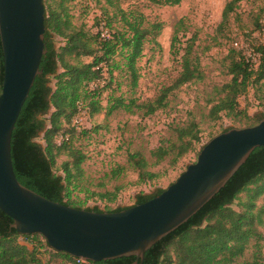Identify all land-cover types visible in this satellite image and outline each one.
<instances>
[{
  "label": "trees",
  "instance_id": "16d2710c",
  "mask_svg": "<svg viewBox=\"0 0 264 264\" xmlns=\"http://www.w3.org/2000/svg\"><path fill=\"white\" fill-rule=\"evenodd\" d=\"M70 0H44L46 16V54L41 63L43 74L38 76L27 99L12 137V156L15 173L22 185L54 202L97 212H118L130 207L102 211L99 208H83L85 202L73 201L74 192L90 191L82 185L85 176L83 164L87 156L74 146L76 126L68 128L82 106L89 114L103 109L102 94L110 90L108 98L110 115L125 108L133 113L134 107L153 115L167 106L168 96L181 87L202 80L201 62L194 53V39L182 50L177 48L179 29L176 27L171 54L176 57L181 51L180 73L173 85L163 89L155 100L138 103L124 95L115 97L126 83L131 92L139 87L141 78L139 62L145 56L148 45L161 49L158 37L163 23L150 22L137 5L138 0H105L106 7L98 9L94 25L77 26L67 3ZM159 7H175L183 0H143ZM246 0H231L223 10L218 32L228 23L230 16ZM97 6V5H96ZM110 9L114 12L111 13ZM184 19L180 21V24ZM258 30L262 26L258 25ZM257 62L244 51L233 48L229 51V83L217 89L209 116L219 120L222 114L234 119L249 118L248 108H243L241 98L250 88L259 94L264 90V45L258 47ZM90 58L91 61H84ZM4 78V56L0 37V95ZM53 79L56 81L53 84ZM122 80V81H120ZM105 82L104 87L92 85ZM117 86V89H116ZM104 88V89H103ZM102 89V90H101ZM129 100V103H126ZM264 106V96L259 97ZM48 117V119H45ZM264 118V113L259 117ZM249 127V126H248ZM224 130V132L228 131ZM177 139L163 143L152 152L153 162L142 153H132L128 163L138 173L137 185L149 184L161 176L152 168L169 160L175 166L187 154L201 144L197 124L190 123L175 129ZM85 134L88 131H84ZM223 133V132H222ZM63 140L58 142L59 137ZM43 139V143L37 140ZM214 138V137H213ZM68 158L62 164V174L55 171L60 156ZM124 168L118 166L108 175L118 178ZM264 148L255 149L226 186L195 216L175 232L154 245L145 256L143 264H237L242 259L251 240L262 238L259 228H264ZM159 189L152 195L140 194L133 206L144 204L162 194ZM120 187L97 195L100 200L115 202ZM246 194V200L242 195ZM239 209L234 208L236 202ZM131 206V207H133ZM13 219L0 209V264H42L43 248L53 251L41 235L22 236L12 228ZM31 246V247H30ZM258 247V246H257ZM57 257L78 264L77 259L65 253L53 251ZM135 257H124L112 261L92 264H133ZM248 264V263H246Z\"/></svg>",
  "mask_w": 264,
  "mask_h": 264
},
{
  "label": "rangeland",
  "instance_id": "374dc122",
  "mask_svg": "<svg viewBox=\"0 0 264 264\" xmlns=\"http://www.w3.org/2000/svg\"><path fill=\"white\" fill-rule=\"evenodd\" d=\"M229 1L231 0H183L181 5L175 7H159L148 1H137L140 11L150 22L163 23V30L158 37L162 48L148 45L145 56L139 62V87L133 93L125 83L114 96L124 95L126 99H136L138 103L148 102L160 96L163 89L173 85L181 70L182 55V51L176 57L171 54L176 27L179 29L181 41L177 43V48L182 50L190 39H194V53L201 62L202 80L171 92L167 106L153 115H146L135 107L133 113L122 107L108 115L107 101L110 90L103 91V109L100 112L92 115L84 108L78 111L68 128L76 126L74 146L87 156L83 164L85 176L82 185L90 192L78 190L72 195L73 201L79 203L90 197L81 207H97L102 211L131 207L136 203L138 195H152L157 190L167 189L173 184L189 165L197 161L202 147L213 137L224 130L245 128L258 122L254 117L264 113V106L259 100V97L264 96V90L257 94L254 88H250L247 96L241 98L242 107L248 108L250 119H234L222 114L219 120H213L209 116L214 100L217 99V89L232 79L228 73L229 51L233 48L242 50L248 58L257 62L260 58L258 47L260 44L264 45V0L244 1L230 16L226 27L218 32L223 10ZM67 5L73 22L77 26L86 25L88 29L94 25L98 9L102 12L106 7L105 0H70ZM122 7H128V3L123 2ZM110 11L114 12L113 9ZM182 19L184 22L180 24ZM258 25H261L262 29L257 31ZM83 60L91 61L90 58ZM55 82L53 79V84ZM98 85L102 88L105 82L92 85L91 89H97ZM126 103H129V100ZM190 123L197 124L200 131L201 144L196 150L187 154L175 166L166 160L153 167L152 169L161 176L149 184L137 185L138 173L128 163L129 155L139 152L153 162L152 152L163 143L168 144L169 141L176 140L175 129ZM84 131L88 133L85 134ZM37 141L43 143L42 138ZM67 160L66 156H60L55 171L62 174V164ZM118 166H122L124 172L116 179L108 177L112 169ZM262 183L264 178L258 184ZM116 187H120V192L115 202H106L93 195L106 190L114 191ZM242 199L246 200V194L242 195ZM262 205L264 198L258 201V207ZM239 206L238 201L234 208L238 210ZM258 231L262 238L251 240L245 256L237 264H264V228H259ZM42 253V264H72L48 249L43 248Z\"/></svg>",
  "mask_w": 264,
  "mask_h": 264
},
{
  "label": "water",
  "instance_id": "95a60500",
  "mask_svg": "<svg viewBox=\"0 0 264 264\" xmlns=\"http://www.w3.org/2000/svg\"><path fill=\"white\" fill-rule=\"evenodd\" d=\"M44 0H0L4 78L0 95V209L22 236L41 235L57 253L100 263L146 253L186 224L234 177L252 152L264 148V118L231 128L204 145L195 163L162 194L118 212H97L44 198L20 183L12 137L46 54Z\"/></svg>",
  "mask_w": 264,
  "mask_h": 264
},
{
  "label": "built area",
  "instance_id": "2783aa9c",
  "mask_svg": "<svg viewBox=\"0 0 264 264\" xmlns=\"http://www.w3.org/2000/svg\"><path fill=\"white\" fill-rule=\"evenodd\" d=\"M81 109H83V107L82 106H79V110H81ZM60 138L61 139L60 140L58 139V142H60V141L63 140V137L62 136ZM77 263L78 264H92L93 262H87V261H83L81 259H77Z\"/></svg>",
  "mask_w": 264,
  "mask_h": 264
}]
</instances>
